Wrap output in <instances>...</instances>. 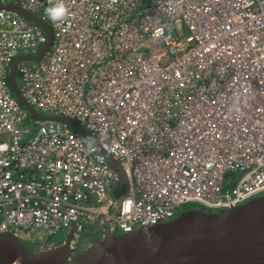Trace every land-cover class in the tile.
I'll return each mask as SVG.
<instances>
[{"label":"built area","instance_id":"1","mask_svg":"<svg viewBox=\"0 0 264 264\" xmlns=\"http://www.w3.org/2000/svg\"><path fill=\"white\" fill-rule=\"evenodd\" d=\"M0 235L64 239L104 217L125 235L191 208L222 212L264 195V0H0ZM11 264H14L11 263Z\"/></svg>","mask_w":264,"mask_h":264},{"label":"water","instance_id":"2","mask_svg":"<svg viewBox=\"0 0 264 264\" xmlns=\"http://www.w3.org/2000/svg\"><path fill=\"white\" fill-rule=\"evenodd\" d=\"M41 25L47 32V43L34 57L22 56L11 67L10 82L14 94L30 114L39 120L53 119L72 126L77 132L99 147L112 167L120 172L121 180L112 189L113 215L118 214L121 198L116 188L126 187V174L121 164L104 151L99 142L76 120L65 116H46L38 113L22 96L16 79V64L20 60H39L52 42L49 25L20 5H3ZM99 226L104 238L99 250L78 258L79 264H264V195L222 212H206L191 208L176 219L119 235L112 217L93 223ZM73 230L65 240L61 259L46 258L43 253L32 256L25 245L9 234L0 235V264H11L22 256L25 264H67L72 251Z\"/></svg>","mask_w":264,"mask_h":264},{"label":"rangeland","instance_id":"3","mask_svg":"<svg viewBox=\"0 0 264 264\" xmlns=\"http://www.w3.org/2000/svg\"><path fill=\"white\" fill-rule=\"evenodd\" d=\"M104 236L105 235L101 233L95 235L87 234L85 229L74 235L72 240V251L67 264H79L78 258L80 256H89L90 254L97 252L99 250L98 243L104 238ZM62 240H64L63 243H65L66 238L64 239V235L60 233L57 234L52 240H42L40 243H37L39 242L37 239V241L34 242V245H25V247L32 256L40 255L50 248H54L63 244L59 243ZM13 262L14 264H25L21 255L17 256V258L15 257L11 263Z\"/></svg>","mask_w":264,"mask_h":264},{"label":"clouds","instance_id":"4","mask_svg":"<svg viewBox=\"0 0 264 264\" xmlns=\"http://www.w3.org/2000/svg\"><path fill=\"white\" fill-rule=\"evenodd\" d=\"M49 3L51 6L46 9V14L53 23H61L69 16L64 0H49Z\"/></svg>","mask_w":264,"mask_h":264},{"label":"bare ground","instance_id":"5","mask_svg":"<svg viewBox=\"0 0 264 264\" xmlns=\"http://www.w3.org/2000/svg\"><path fill=\"white\" fill-rule=\"evenodd\" d=\"M65 253V243L60 246L50 248L49 250L44 251L43 256L46 258L52 259H61Z\"/></svg>","mask_w":264,"mask_h":264},{"label":"flooded vegetation","instance_id":"6","mask_svg":"<svg viewBox=\"0 0 264 264\" xmlns=\"http://www.w3.org/2000/svg\"><path fill=\"white\" fill-rule=\"evenodd\" d=\"M84 229L86 230V233L90 235H95V234H100V233L104 234L103 231H101V229L99 228V226H96V225H88L84 227Z\"/></svg>","mask_w":264,"mask_h":264},{"label":"trees","instance_id":"7","mask_svg":"<svg viewBox=\"0 0 264 264\" xmlns=\"http://www.w3.org/2000/svg\"><path fill=\"white\" fill-rule=\"evenodd\" d=\"M124 191H125L124 188H120V189L117 191V194H116V195H117L118 197H120L122 194H124ZM63 241H64V240L60 241L59 243H63ZM37 243H40V241L37 242ZM23 244H24V245H34L35 243H34V242H23Z\"/></svg>","mask_w":264,"mask_h":264}]
</instances>
